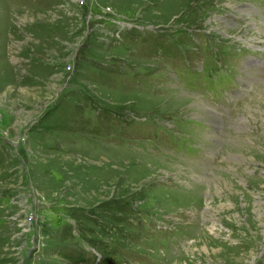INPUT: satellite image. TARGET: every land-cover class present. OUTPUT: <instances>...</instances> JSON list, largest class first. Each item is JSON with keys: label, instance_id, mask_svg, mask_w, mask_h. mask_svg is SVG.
Returning <instances> with one entry per match:
<instances>
[{"label": "rangeland", "instance_id": "1", "mask_svg": "<svg viewBox=\"0 0 264 264\" xmlns=\"http://www.w3.org/2000/svg\"><path fill=\"white\" fill-rule=\"evenodd\" d=\"M245 1L0 0V264H264Z\"/></svg>", "mask_w": 264, "mask_h": 264}, {"label": "bare ground", "instance_id": "2", "mask_svg": "<svg viewBox=\"0 0 264 264\" xmlns=\"http://www.w3.org/2000/svg\"><path fill=\"white\" fill-rule=\"evenodd\" d=\"M231 29H233V28H231ZM228 32V31H227ZM230 187V186H229ZM227 188H228V186H227ZM210 210H212L211 208H209V211H208V213L210 212ZM208 248L207 247H203L202 248V251L204 252V253H207L208 252ZM223 251V250H222Z\"/></svg>", "mask_w": 264, "mask_h": 264}, {"label": "crops", "instance_id": "3", "mask_svg": "<svg viewBox=\"0 0 264 264\" xmlns=\"http://www.w3.org/2000/svg\"><path fill=\"white\" fill-rule=\"evenodd\" d=\"M10 38V37H9ZM11 39V38H10ZM24 61V60H23ZM26 62H27V60H25ZM16 62H18V61H16ZM22 62V60L19 62V63H21Z\"/></svg>", "mask_w": 264, "mask_h": 264}]
</instances>
